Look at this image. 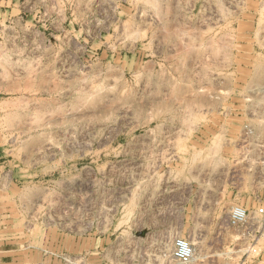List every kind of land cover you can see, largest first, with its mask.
<instances>
[{
    "label": "rangeland",
    "instance_id": "rangeland-1",
    "mask_svg": "<svg viewBox=\"0 0 264 264\" xmlns=\"http://www.w3.org/2000/svg\"><path fill=\"white\" fill-rule=\"evenodd\" d=\"M263 157L264 0H0V264H264Z\"/></svg>",
    "mask_w": 264,
    "mask_h": 264
},
{
    "label": "built area",
    "instance_id": "built-area-1",
    "mask_svg": "<svg viewBox=\"0 0 264 264\" xmlns=\"http://www.w3.org/2000/svg\"><path fill=\"white\" fill-rule=\"evenodd\" d=\"M262 162H264V157L262 158ZM264 176V174H263ZM234 213L231 217L232 224H240L248 221V214H246V210L242 208H235ZM255 215L260 218H264V201L261 202V205L255 209ZM175 257L182 263H187L191 259V249L186 243H179L178 249L176 251Z\"/></svg>",
    "mask_w": 264,
    "mask_h": 264
},
{
    "label": "bare ground",
    "instance_id": "bare-ground-1",
    "mask_svg": "<svg viewBox=\"0 0 264 264\" xmlns=\"http://www.w3.org/2000/svg\"><path fill=\"white\" fill-rule=\"evenodd\" d=\"M197 244V243H196Z\"/></svg>",
    "mask_w": 264,
    "mask_h": 264
}]
</instances>
